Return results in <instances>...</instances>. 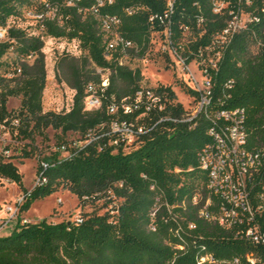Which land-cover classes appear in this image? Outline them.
<instances>
[{
	"label": "trees",
	"instance_id": "obj_1",
	"mask_svg": "<svg viewBox=\"0 0 264 264\" xmlns=\"http://www.w3.org/2000/svg\"><path fill=\"white\" fill-rule=\"evenodd\" d=\"M194 1L180 0L177 7L181 15L193 13ZM198 1L205 7L207 0ZM95 2L80 0L76 7H68L64 0H46L49 8L57 7L61 18L60 26L46 22V36L75 40L81 51L77 58L61 54L55 62L58 81L74 91L68 111L43 112L46 82L45 57L40 52L43 43L11 32L21 51L37 53L34 62L23 68L19 80L4 86L0 92L2 116L18 119L13 137L28 141L29 151L23 150L20 157L29 158L34 147L37 148L33 145L34 137L45 139L48 129L56 133L55 144H60L71 137H81L90 129L105 127L112 119L145 123L149 127L156 121L154 114L134 108L136 93L142 88V76L129 63L140 61L149 47L154 28L149 16L162 10L161 0H113L111 5L97 11L98 15L120 18V34L138 49L125 58L126 65H119L123 58L119 52L106 58L97 14L84 13ZM262 2L254 0L252 7L260 17L259 22L233 37L221 50L215 68L205 63L212 83L210 105L205 112L188 122L162 121L126 151H114L111 147L98 151L95 144L75 158L61 159L46 172L47 183L34 188L21 206L26 211L34 201L62 186L80 202L87 198L94 203L113 196L117 200L113 208L102 214L91 212L81 223L17 222L9 233L0 235V264H196L204 255H210L216 264H251L249 259L254 264H264V246L245 237L248 226L256 224L264 230V208L257 210L258 195L264 187V14L258 10ZM22 6L42 7L40 0H0V13ZM141 7L145 10L137 9ZM129 8L136 11L129 15L126 12ZM181 15L177 14L176 18ZM218 27L210 23L206 37L190 46V51L196 52L199 45H206V38ZM191 57L190 54L188 61ZM102 77L108 79L104 89L100 86ZM89 84L97 88L101 100V106L93 111L84 109ZM184 89L197 98L195 91ZM154 90L161 94L164 103L160 116L180 119L187 113L176 102L170 86ZM9 98L19 100L17 108L10 112L7 111ZM110 104L117 107L116 113L108 112ZM122 105L129 106L131 113L123 114ZM235 109L244 111L245 149L258 154L260 165L248 183L254 219L224 229L199 217L208 198L212 202L208 211L217 210V199L207 190L209 175L201 168L200 155L203 149L213 145L210 130L222 125L213 115L220 110ZM56 157L53 154L46 159L52 161ZM2 179L24 190L15 164L0 157Z\"/></svg>",
	"mask_w": 264,
	"mask_h": 264
},
{
	"label": "built area",
	"instance_id": "obj_2",
	"mask_svg": "<svg viewBox=\"0 0 264 264\" xmlns=\"http://www.w3.org/2000/svg\"><path fill=\"white\" fill-rule=\"evenodd\" d=\"M79 2L80 0H64L68 7H76ZM179 2L180 0H161L162 10L149 16V22L154 28L149 36V47L140 61H148L152 56L157 55L165 60L168 69L176 70L177 79L187 83L190 89L197 94L198 105L193 110V114L187 112L180 119L160 116L164 109V103L161 94L154 90L160 86H142L136 93L134 108L142 109L144 114H154L156 121L151 127L145 123L112 119L107 126H102L97 130L90 129L81 137L71 138L60 144H51L48 155L56 154L57 157L52 161L39 160L33 189L47 183L46 172L57 165L61 159L75 158L95 144L98 151L108 147L114 151H126L136 144L139 137L150 132L158 123L162 121L188 122L206 111L210 105L209 96L212 83L205 63L209 64L211 68H215L221 50L231 42L235 35L247 31L251 25L258 23L260 17L252 8L254 0H207L205 7L196 0L192 2L193 13L185 16L178 11ZM112 3L113 0H96L95 4L84 13L97 14L96 18L99 21L106 58L109 59L108 55L111 53L119 52L123 55L119 65H126L125 58L137 53L138 49L120 34V18L98 15L97 12L105 5ZM40 4L42 5L40 9L22 6L7 13H0V92L4 86L19 80L23 68L30 66L37 58L36 52L19 49L20 46L16 38L11 35L12 31L19 32L24 39L36 38L41 41L43 46L40 52L44 57L46 56L44 49L47 41L63 44L59 52L60 55L68 54L77 58L81 54L78 42L75 40L66 41L46 36V22H54L60 26L61 18L58 17L56 6L49 8L46 0H40ZM137 9L145 10L144 7ZM258 10L259 13L264 14V0ZM135 11L133 8L126 10L129 15ZM177 14L181 15L178 19L176 18ZM210 23L217 24L219 27L206 38V45L203 47L199 45L196 52H191L190 46L198 44L206 37ZM256 45H261V39ZM183 48L187 51H184ZM190 54L192 57L188 61ZM191 65H194L201 73L202 81L200 83L195 79ZM102 72L101 69H97V73L102 74ZM107 85L108 79L102 77L101 89L106 88ZM86 93L84 109L86 111L97 110L101 106L97 88L89 84ZM116 111L117 107L110 104L108 112L114 114ZM131 111L129 106L122 105L123 114L128 115ZM213 118L222 121V125L210 130L209 133L214 142L213 145L201 152L200 165L203 170L208 172L207 190L211 196L217 199L215 204L217 210L215 213L208 211V207L212 205L208 198L199 212V217L215 223L221 228L231 229L238 223H243L244 220L252 221L254 219L248 183L258 172L260 158L258 154L245 149L246 132L243 128L244 111L242 109L220 110L213 115ZM18 125L17 118L7 114L2 116L0 104V145L2 146L0 157L4 161H12L16 157L13 150L19 144L27 146V152L29 151L27 141L17 140L13 137ZM31 191L19 196L12 205L4 207L8 217L4 221H0V230L16 216ZM83 200H87V198H83ZM258 202L257 210L259 212L264 208V187L258 195ZM154 214L155 211L152 212V216ZM82 219L79 216L73 222L81 223ZM192 227L193 225H190V228ZM245 237L264 246V230L256 224L246 228ZM177 248L182 249V247ZM249 261L254 264L253 260L249 259ZM235 262L237 261L235 260ZM196 264H216V262L210 255H204L197 260Z\"/></svg>",
	"mask_w": 264,
	"mask_h": 264
},
{
	"label": "rangeland",
	"instance_id": "obj_3",
	"mask_svg": "<svg viewBox=\"0 0 264 264\" xmlns=\"http://www.w3.org/2000/svg\"><path fill=\"white\" fill-rule=\"evenodd\" d=\"M62 46L63 44L61 43L47 41L44 49L46 53V82L42 94L43 112L52 111L59 113L68 111L72 104L74 91L65 83L58 81L55 70V62L60 56L59 52ZM129 64L132 69L138 68L140 70L142 86H170L176 96V102L180 103L191 115L193 114V110L197 107L198 101L185 91L184 88H190L189 85L179 81L177 79L176 70L171 71L168 69L162 58L152 56L148 61H132ZM190 67L195 79L200 83L202 81L201 73L194 65ZM18 104L19 100L17 98H9L7 101V109L9 111L14 110L17 108ZM55 141L56 133L48 129L45 139H43L42 136L34 137L33 145H37V148L34 147V151L29 158L20 157L23 150L27 152V146L24 147L23 144H19L18 147L13 150L16 157H14L12 162L15 164L18 173L22 176V186L24 190H21L18 185L7 179L0 180V221H4L8 217V213L4 211L5 206L12 205L19 196L24 194L22 191L28 192L33 189L38 162L39 160L48 158L50 146L51 144H55ZM1 147L0 145V150ZM39 148L40 150H38ZM198 198L199 196L195 198V201H197ZM116 201L117 200L113 196H107L94 203L88 200H81L80 202L75 195L60 186L56 192L43 199L34 201L26 211L20 208L16 216L0 230V235L9 233L17 222L36 223L41 220L52 223L61 221L72 222L75 218L79 216L83 218L91 212L102 214L105 211H110Z\"/></svg>",
	"mask_w": 264,
	"mask_h": 264
}]
</instances>
